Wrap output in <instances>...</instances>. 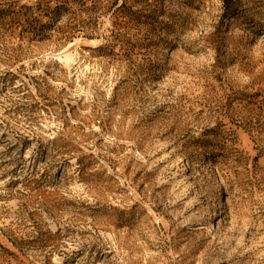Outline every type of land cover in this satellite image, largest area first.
Returning <instances> with one entry per match:
<instances>
[{"label":"rangeland","instance_id":"obj_1","mask_svg":"<svg viewBox=\"0 0 264 264\" xmlns=\"http://www.w3.org/2000/svg\"><path fill=\"white\" fill-rule=\"evenodd\" d=\"M0 264H264V0H0Z\"/></svg>","mask_w":264,"mask_h":264}]
</instances>
